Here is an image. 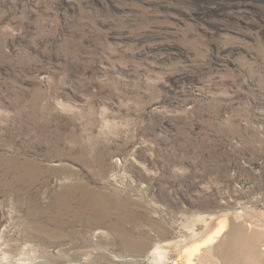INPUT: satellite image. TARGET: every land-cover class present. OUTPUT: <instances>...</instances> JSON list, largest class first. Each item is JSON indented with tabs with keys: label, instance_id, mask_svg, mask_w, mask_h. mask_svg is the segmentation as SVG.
Here are the masks:
<instances>
[{
	"label": "rangeland",
	"instance_id": "374dc122",
	"mask_svg": "<svg viewBox=\"0 0 264 264\" xmlns=\"http://www.w3.org/2000/svg\"><path fill=\"white\" fill-rule=\"evenodd\" d=\"M236 210L264 264V0H0V264Z\"/></svg>",
	"mask_w": 264,
	"mask_h": 264
},
{
	"label": "bare ground",
	"instance_id": "6f19581e",
	"mask_svg": "<svg viewBox=\"0 0 264 264\" xmlns=\"http://www.w3.org/2000/svg\"><path fill=\"white\" fill-rule=\"evenodd\" d=\"M115 211L116 213L119 212L118 210ZM251 213L243 210H236L231 214L224 211L220 213L212 212L203 216L198 225L188 227L185 231L181 229L179 232H174L162 220L153 219L141 212L142 216L138 220L141 225L140 228H142L140 235L132 229L125 232L121 229V226H115L114 222L107 224L105 229L106 227L110 228L113 234L118 237V239L114 238L112 244H116L121 248V255L116 256V258L122 260L120 264H198V262L200 264H248L239 253L248 255L249 250L256 244L255 240L259 231L254 230L251 235L247 226L251 222L250 218L255 216ZM244 214L249 217L241 219ZM221 215H225L226 219L224 220L225 216L219 218ZM231 218L233 220L232 224L230 223L231 226H229L228 221ZM117 219L120 221L124 220L125 217L118 215ZM117 222L115 223L119 224ZM169 224L174 225L172 222H169ZM239 227L242 238L238 233ZM235 229L236 231H234ZM99 233L100 235L98 232L95 234V236H100L96 241L97 245L100 239H102V242L107 241L103 237L104 232ZM242 233L251 237L253 241H244ZM91 245H95V238ZM106 250L114 252L111 246H107ZM196 254L199 255L194 256ZM247 260L250 263L255 262V264H258L250 254ZM89 263L103 264L105 262L101 258L100 260H91Z\"/></svg>",
	"mask_w": 264,
	"mask_h": 264
},
{
	"label": "water",
	"instance_id": "95a60500",
	"mask_svg": "<svg viewBox=\"0 0 264 264\" xmlns=\"http://www.w3.org/2000/svg\"><path fill=\"white\" fill-rule=\"evenodd\" d=\"M222 216H225V215H221L219 218H221ZM226 219V216H225V218H224V220Z\"/></svg>",
	"mask_w": 264,
	"mask_h": 264
}]
</instances>
